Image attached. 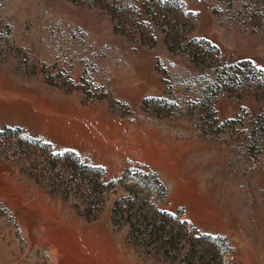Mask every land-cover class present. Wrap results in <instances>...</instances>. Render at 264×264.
Listing matches in <instances>:
<instances>
[{
	"label": "rangeland",
	"instance_id": "374dc122",
	"mask_svg": "<svg viewBox=\"0 0 264 264\" xmlns=\"http://www.w3.org/2000/svg\"><path fill=\"white\" fill-rule=\"evenodd\" d=\"M0 264H264V0H0Z\"/></svg>",
	"mask_w": 264,
	"mask_h": 264
}]
</instances>
